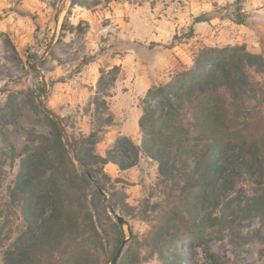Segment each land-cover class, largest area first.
I'll use <instances>...</instances> for the list:
<instances>
[{
    "label": "rangeland",
    "instance_id": "obj_1",
    "mask_svg": "<svg viewBox=\"0 0 264 264\" xmlns=\"http://www.w3.org/2000/svg\"><path fill=\"white\" fill-rule=\"evenodd\" d=\"M76 1L87 8L71 0H0V264L26 231L21 202L12 198L20 159L42 138H52L38 100L61 120L71 156L67 143L91 160L106 158L120 136L116 125L127 118L130 131L146 91L191 68L202 48L244 46L264 59V0ZM238 9L243 24L235 22ZM200 15L210 20L195 23ZM129 88L137 97L122 96ZM183 119L190 143L205 146L195 141L187 107ZM257 127L264 128V113ZM130 140L140 144L138 126ZM89 167L127 223L119 226L94 187L88 188L102 244L112 250L121 231L127 240L116 264H209L208 253L225 264H264V210L247 217L245 208L260 193L252 183L228 192L235 197L241 190L229 226L201 225L196 234L184 231L191 226L185 218L173 223L183 227L179 250L164 242L162 213L178 193L171 197L160 184L155 161L140 154L127 170L111 162L91 161ZM92 253L98 264H110L101 251Z\"/></svg>",
    "mask_w": 264,
    "mask_h": 264
},
{
    "label": "trees",
    "instance_id": "obj_2",
    "mask_svg": "<svg viewBox=\"0 0 264 264\" xmlns=\"http://www.w3.org/2000/svg\"><path fill=\"white\" fill-rule=\"evenodd\" d=\"M71 5L87 8L76 0ZM235 15V22L243 24L242 11L238 9ZM208 20L200 15L194 22ZM98 90L103 89L99 86ZM247 100L253 105H247ZM185 107L190 109V124L198 135L195 141L207 143L203 147L190 143L183 119ZM140 110L139 145L119 136L113 152L92 160L74 145L82 166L66 150L55 121L45 114L52 138H42L24 153L12 197L21 202L26 231L5 251L3 264H98L92 250L101 251L111 261L125 237L121 231L112 250L100 241L95 206L87 200L88 188L94 185L84 170L104 188L89 167L91 161L111 162L127 170L143 154L157 163L160 184L169 196L178 193L177 202L162 210L167 217L166 245L175 243L179 248L183 227L173 223L183 218L191 224L184 231L196 234L201 225L229 226L241 190L235 197L228 192L240 183L250 182L258 188L255 193L260 191L248 199L247 217L251 211L264 210V128L257 127L264 113L262 56L244 46L202 48L191 68L175 72L166 84L149 88L140 100ZM207 258L209 264H225L212 253Z\"/></svg>",
    "mask_w": 264,
    "mask_h": 264
},
{
    "label": "water",
    "instance_id": "obj_3",
    "mask_svg": "<svg viewBox=\"0 0 264 264\" xmlns=\"http://www.w3.org/2000/svg\"><path fill=\"white\" fill-rule=\"evenodd\" d=\"M40 74L42 75L43 73L40 71ZM42 92H43V90L39 93V95H41ZM38 103H39L41 109L43 110V112L45 114H47L50 118H52L55 121V123H56L57 127L59 128L60 132L64 135V127H63V125L61 123V120L52 111L47 109V107L43 104L42 101L38 100ZM66 145L70 149L73 159L82 166L80 160L78 159V157L76 155V151L73 148V146L71 144H69V143H67ZM84 173L87 176V178L89 179V181L94 185V187L97 190V192L99 193V195L102 197L103 202L105 203L108 212L110 213V215H112L114 217V219L116 220L117 224L119 226L127 225V223L124 220V218L121 217L120 215H118L117 212L115 211V209L108 202L105 192L98 186L97 181L92 178V176L89 174V172L87 170H84ZM128 235H129V237L132 235L131 231H129V230H128ZM126 242H127L126 239L122 240V242L120 243L118 249L116 250L115 254L113 255V258L111 259L110 264H116V262H117L118 258L120 257L122 249L125 246Z\"/></svg>",
    "mask_w": 264,
    "mask_h": 264
},
{
    "label": "crops",
    "instance_id": "obj_4",
    "mask_svg": "<svg viewBox=\"0 0 264 264\" xmlns=\"http://www.w3.org/2000/svg\"><path fill=\"white\" fill-rule=\"evenodd\" d=\"M153 82H156V80H154ZM135 83H136V81H135ZM122 94H123L122 96H125V97H129V96H135V97H137V95H135L134 93H132L131 88H129V90H127V91H124ZM118 97H119V94L113 96V98H118ZM127 121L128 120L126 118V120H122L121 123H119L118 125H116V127H117L116 134L117 135H120V136H127L129 138H134L135 126H137V119H134L132 121V127H131L130 131L128 130V127H127Z\"/></svg>",
    "mask_w": 264,
    "mask_h": 264
}]
</instances>
